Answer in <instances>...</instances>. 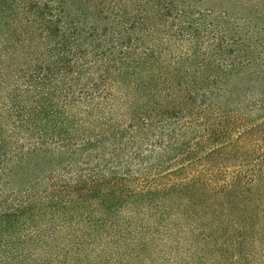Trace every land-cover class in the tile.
<instances>
[{
    "label": "trees",
    "instance_id": "trees-1",
    "mask_svg": "<svg viewBox=\"0 0 264 264\" xmlns=\"http://www.w3.org/2000/svg\"><path fill=\"white\" fill-rule=\"evenodd\" d=\"M0 264H264V0H0Z\"/></svg>",
    "mask_w": 264,
    "mask_h": 264
}]
</instances>
